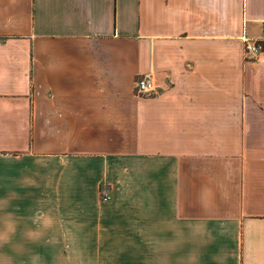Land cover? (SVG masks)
<instances>
[{
	"label": "crops",
	"instance_id": "0c3cea01",
	"mask_svg": "<svg viewBox=\"0 0 264 264\" xmlns=\"http://www.w3.org/2000/svg\"><path fill=\"white\" fill-rule=\"evenodd\" d=\"M263 21L0 0V264H264Z\"/></svg>",
	"mask_w": 264,
	"mask_h": 264
},
{
	"label": "built area",
	"instance_id": "2783aa9c",
	"mask_svg": "<svg viewBox=\"0 0 264 264\" xmlns=\"http://www.w3.org/2000/svg\"><path fill=\"white\" fill-rule=\"evenodd\" d=\"M262 32L264 34V21L262 22ZM244 49L247 52L257 53L259 51L258 44L248 41L244 42ZM155 85L151 75H143L136 82V91L139 95H147L153 93Z\"/></svg>",
	"mask_w": 264,
	"mask_h": 264
}]
</instances>
